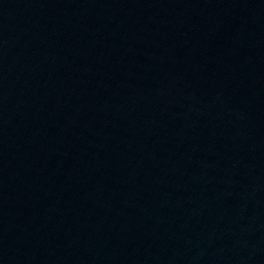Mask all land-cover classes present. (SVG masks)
<instances>
[{
	"label": "water",
	"instance_id": "1",
	"mask_svg": "<svg viewBox=\"0 0 264 264\" xmlns=\"http://www.w3.org/2000/svg\"><path fill=\"white\" fill-rule=\"evenodd\" d=\"M0 264H264V0H0Z\"/></svg>",
	"mask_w": 264,
	"mask_h": 264
}]
</instances>
